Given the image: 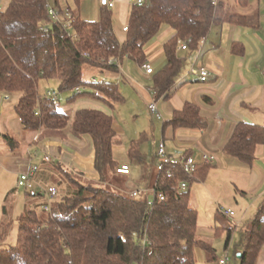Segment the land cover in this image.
<instances>
[{"label":"trees","instance_id":"obj_1","mask_svg":"<svg viewBox=\"0 0 264 264\" xmlns=\"http://www.w3.org/2000/svg\"><path fill=\"white\" fill-rule=\"evenodd\" d=\"M49 2L6 0L3 4L0 93L18 96L15 112L24 128L42 133L44 140L64 139L67 132L77 138L90 136L101 186L69 179L74 191L55 201L46 217L36 209H29L18 218L17 244L7 249L3 246L10 227L3 228L0 264H197L198 248L210 262L218 261L216 249L198 237L199 215L191 207V186L196 181L187 192L180 193L178 184L187 179L181 168H167L161 174L154 172L152 183L159 182L166 200L156 203L152 210L144 199H133L107 187L118 167L114 159L117 134L113 117L101 111L80 110L70 118L59 110L61 101L41 95L39 87L43 81L54 82L60 93H75L69 102L92 95L113 107L123 100L119 88L111 83H87L84 72L116 70V65H109L113 58L129 57L144 65L147 46L168 26L175 31V36L165 45L167 64L154 81L155 94L167 97L184 67V60L177 55L179 45L188 43L193 50H198L212 27L223 22L219 16L221 6L216 7L214 0H146L143 7H131L127 39L121 44L108 6L102 7L99 20L88 21L70 7L63 8L61 0H56L55 7L63 17L72 15V29L67 30L60 24L50 26ZM231 21L239 22L235 16ZM46 26H50L47 34L43 31ZM86 86L94 92L77 93V88ZM172 123L175 127H198L199 111L187 106L183 113H177ZM4 140L13 149L17 145L10 135H5ZM140 142H132L129 149V157L135 164L145 163ZM259 145H264V127L240 123L226 152L250 166ZM53 165L54 170L75 174L57 163ZM211 167L200 165L197 179ZM3 212L7 214L6 207ZM232 234L228 230L226 248ZM145 235L151 241L146 247L141 242ZM240 246L243 248L241 264H256L264 246V202L242 235Z\"/></svg>","mask_w":264,"mask_h":264},{"label":"crops","instance_id":"obj_2","mask_svg":"<svg viewBox=\"0 0 264 264\" xmlns=\"http://www.w3.org/2000/svg\"><path fill=\"white\" fill-rule=\"evenodd\" d=\"M0 1L1 6L6 3V0ZM104 4L106 5V3ZM218 5L221 6L219 16L223 22L212 27L209 35L202 40L199 49L195 51L189 47L188 50H182L181 46L184 43L179 45L177 55L184 60V67L167 97H158L155 94L154 81L167 64L165 45L175 36V31L171 27L146 48L145 64L153 68L152 74L146 73L143 68L145 64L141 65L127 57L121 59V67H117L116 70L100 72L88 69L92 71L90 79L83 76L87 83L116 85L123 97L121 102L115 103L111 107L92 95L82 96L74 102H69L68 100L75 94L70 92L67 104L60 105L59 110L70 118H74L80 110L101 111L113 117V127L117 134L114 145L115 162L117 166L129 164L133 176H122L116 173L112 176L111 183L124 192H127L130 182L145 187H152L156 183H152L151 179L153 173L158 172L157 152L162 143L166 147L167 154L177 159L193 156L201 163L203 153L217 156V164L212 166L209 171L202 172L200 178L196 180L197 183L192 184L191 189L197 187L196 197L200 193L211 194L212 188L208 184L211 171L214 170L213 176L218 171H225L226 175H229L223 180V183H229L233 190V196L236 193L234 205L238 211V219L233 223L231 218L220 212L222 208L219 205L216 220L220 224L217 226L216 223V229L219 233L227 232V235L228 230H232V237L236 233L239 235L237 245L240 248L236 252V264H241L238 255L243 251L240 246L242 235L250 227L264 202V145H259L256 148V158L250 166L228 155L226 147L240 123L264 127V0H218ZM131 7L129 0H117L115 9L112 10L114 32L121 44L126 41L127 37L124 34L120 37L119 30L126 33L124 28L128 26ZM114 11L116 13L113 17ZM233 16L237 17L239 22L231 21ZM201 68H207L212 74L207 82L200 80L198 70ZM93 92L94 90L90 86H86L85 93ZM126 93L134 94L141 99L146 105L147 111L152 114L148 131L142 133V138L132 141H141L140 152L145 159L144 164L132 163L129 157L132 142L129 147H126L119 138L121 131L118 129L115 113L117 106L125 103ZM0 94L3 98V100L0 99V132H2L3 138L5 135H10L17 142L13 149L5 140H0V143L2 142L0 147L1 170L10 172L19 181L21 174L27 172L30 166L37 165L40 169L33 183L43 184L45 180L53 176L54 165L45 162V158L50 157L58 165L74 172L90 183L100 182V176L95 170V148L90 136L85 135L77 138L67 132L64 139L51 137L44 140L42 133L27 131L24 128L15 112L17 103L12 111H8L4 107L3 103L13 98H16L18 102V96L8 93ZM7 95H9L8 100H6ZM152 102L156 103L162 119H158L149 109ZM187 106H194L198 109L200 125L198 127H175L172 123L173 120L177 113H183ZM148 132L154 140L153 150L143 146V142L149 140ZM124 150L126 151L125 157L116 156L119 151ZM136 169L140 171L138 181L134 180ZM42 170L43 172L40 174ZM18 189L20 188L18 187ZM15 190L17 189L15 188ZM37 194L42 195V192L34 193L29 198L35 200ZM192 201L191 195V207L198 211ZM6 202H4L2 212ZM6 212L9 213L7 206ZM231 243L232 238L229 247ZM229 247L226 248L225 244L226 250ZM206 261L213 263L208 260L207 255ZM256 264H264V246Z\"/></svg>","mask_w":264,"mask_h":264},{"label":"rangeland","instance_id":"obj_3","mask_svg":"<svg viewBox=\"0 0 264 264\" xmlns=\"http://www.w3.org/2000/svg\"><path fill=\"white\" fill-rule=\"evenodd\" d=\"M61 5L63 8L70 7L74 12H76L75 14L80 15L83 19L88 21L99 20L101 9L102 7L105 6L104 0H61ZM115 13L116 12L114 11L113 17L115 16ZM168 29H170V27L164 26L161 29L159 35L163 34ZM122 31L123 30H119V34H120L119 36L121 37L124 34V36L127 37V34L123 33ZM91 72L92 71L90 70H86L84 72V78L90 79V77L92 76ZM39 88H40V93L42 95H44L49 89L59 92V87L54 82H50V83H47L46 81L42 82ZM129 93H126L127 97L125 98L126 100L125 103L119 104L117 106V111L115 113V119L117 121V124L119 125L118 129L119 131H121L119 138H121L120 139L121 143L126 147H129L130 143L133 140L142 138L143 135L142 133L144 131H148L150 127V120L152 115L149 111H147L146 105L142 102L141 99L137 98V96H135L134 94H129ZM69 96L70 93H61L60 105H66L67 104L66 101ZM0 99L3 100L1 94H0ZM16 103H17V99L13 98L8 102L3 103V105L6 108V110L12 111ZM147 138H149V140L147 142L146 141L143 142L144 143L143 146L145 148L149 147L151 150H153L154 140L152 139L151 134L149 132ZM0 140L4 141L2 132H0ZM1 145L2 142L0 143V147ZM118 155L125 157L126 151L125 150L122 152L119 151V153L116 154V156ZM215 158L217 164L218 157L215 156ZM42 172L43 170L40 172V174H42ZM211 172L213 173L214 170H212ZM212 173L208 179V184L212 188L211 194L200 193L199 196L196 197L197 187L195 186L194 189H191V195L193 198L192 204L198 208V215H199L198 236L200 237V239L209 242L214 246V248L217 251L218 260L224 257L226 254H228L230 263L236 264V252L237 250L239 251L238 248H240L237 245L239 243V235H237L236 233L232 237L231 246L229 247L228 250H226L225 244L227 240V232L219 233V231L216 229V223L217 226H219L220 224V222L216 220V215H217V210L219 209V205L223 210L226 211L230 210L234 212L235 216L232 217L231 220L233 223L238 219V211L236 209V205H234V196L236 197V193L233 196L232 194L233 190L232 187L229 185V183H223V180L229 177V175H226L225 171H218L217 174L214 176L212 175ZM0 175H1L0 176V232L3 228H6L7 226L10 227L9 234L5 243L6 245L3 246V248L5 249L9 248L12 245L17 244L18 218L23 213H25L27 209L28 210L36 209L41 216H45V217L47 216V212H45L44 209H42V207L44 208L43 205L45 203L48 204L50 201L48 195L45 192H43L44 189L47 190L52 186L57 187L59 194L56 200L53 201L54 203L64 195H68L69 193L74 191V189L70 185L69 179L77 178L80 181L87 183L89 182L83 179L79 175H75V174L67 175L64 174L63 172L52 170V175H53L52 178H48L43 182V184H40L39 182H35L34 184L32 182L31 187L27 189L26 188L18 189L17 186L18 178L16 176H14L13 174L11 175L10 172L7 173L1 169H0ZM139 175H140V171L139 169H136L134 171L135 181L139 178ZM131 176H133V174H131ZM111 178L109 182L106 184L107 187L114 189L119 193L128 194L129 192L132 191V189H136L140 187L137 186L138 183L135 184L130 182L131 186L129 185L127 192H124L111 183ZM93 184L101 186L100 182ZM15 188L17 190H15ZM39 192H42L43 194L38 195L35 200L34 198H29L30 195L32 196L34 193H39ZM5 201H7L5 205L9 208V213L7 214L2 212V207ZM196 258H197V264H218V261L213 263H208L206 261V254L201 248H198L196 250Z\"/></svg>","mask_w":264,"mask_h":264},{"label":"built area","instance_id":"obj_4","mask_svg":"<svg viewBox=\"0 0 264 264\" xmlns=\"http://www.w3.org/2000/svg\"><path fill=\"white\" fill-rule=\"evenodd\" d=\"M49 4L47 5V11H48V16L50 18V26L53 24H60L63 26V28L67 30L72 29V15L68 13L66 17H63L61 12L57 7H55V1L56 0H49ZM146 3V0H129V4L131 6H137V7H143ZM117 4V0H106V6L110 10H114L115 6ZM214 5H218V0H214ZM1 1H0V11H1ZM50 26H46L43 28V31L47 34L50 32ZM129 28L126 26L124 28V32H128ZM69 35L71 33L69 32ZM182 50H188L189 49V44L184 43L181 46ZM109 65H116L118 68L121 67V60L117 58H113L109 61ZM144 70L146 71L147 74H152L154 72L153 68L145 64L143 66ZM198 74L200 77V80L202 82H207L210 77H211V72L207 68H201L198 70ZM77 93L81 94L82 92L86 91V87H79L77 88ZM47 96L54 98L57 101H61V93L57 91L50 90L47 92ZM9 99V95L6 96V100ZM149 109L151 112L158 118L162 119L161 114L159 113L157 109V105L155 102H152L150 104ZM45 162L51 163V164H56L55 161H53L50 157L45 158ZM201 163L205 165H211L214 166L216 164V158L215 155L210 154V153H203ZM199 161H197L193 156H189L186 158H173L167 154L166 147L162 143L158 147V152H157V171L158 173H163L167 170V168H173V167H179L182 169V171L186 174L187 179L182 180L178 184V192L184 193L187 192L190 188V185L193 181L197 180V173L199 166L201 165ZM39 166L37 165H32L30 166V169L21 174L19 181H18V187L19 188H29L31 187V183L34 181L36 175L39 172ZM170 171V170H169ZM116 173L118 175L122 176H131L132 174V168L129 164H122L116 168ZM43 192H45L48 195L49 198V203L44 205V211L47 213H50L52 211L53 207V201L56 200L59 192L56 187H50L49 189H44ZM43 194V193H42ZM128 195L133 198V199H144L146 201L147 207L149 210L154 209L156 203L159 202H164L166 200L165 194L162 192L160 189V184L159 182H156L152 187H145V186H140L136 189H132L131 192L128 193ZM220 212L228 217L231 218L235 216L234 212L228 210H220ZM142 245L144 247L151 245V241L147 237V235L144 236V238L141 240ZM218 264H231L230 259L228 254H226L224 257L218 260Z\"/></svg>","mask_w":264,"mask_h":264},{"label":"water","instance_id":"obj_5","mask_svg":"<svg viewBox=\"0 0 264 264\" xmlns=\"http://www.w3.org/2000/svg\"><path fill=\"white\" fill-rule=\"evenodd\" d=\"M105 1H106V0H104V3H106ZM238 258L241 259V258H242V254H239V255H238Z\"/></svg>","mask_w":264,"mask_h":264}]
</instances>
